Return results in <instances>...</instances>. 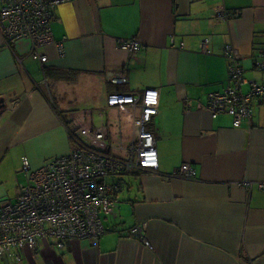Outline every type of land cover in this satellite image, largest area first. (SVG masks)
<instances>
[{"label": "crops", "instance_id": "1", "mask_svg": "<svg viewBox=\"0 0 264 264\" xmlns=\"http://www.w3.org/2000/svg\"><path fill=\"white\" fill-rule=\"evenodd\" d=\"M53 13L55 42L39 49L45 64L32 59L28 39L8 48L0 28V206L16 202L8 195L14 179L29 184L25 160L36 170L73 149L76 121L105 125L110 154L125 157L119 148L134 138V110L108 107L112 94L159 90L147 129L160 168L109 182L121 190L101 238L63 248L41 240L21 251L20 263L13 252L0 264H264V100L239 128L208 108L209 95L229 85L225 46L241 55L248 81L264 83L256 65L264 59V0H66ZM133 37L139 52L119 47ZM185 164L196 180L168 177ZM143 222L150 248L131 235Z\"/></svg>", "mask_w": 264, "mask_h": 264}, {"label": "built area", "instance_id": "2", "mask_svg": "<svg viewBox=\"0 0 264 264\" xmlns=\"http://www.w3.org/2000/svg\"><path fill=\"white\" fill-rule=\"evenodd\" d=\"M66 0H0V28L8 48L25 39L31 41V57L36 62L47 63L48 57L40 52L54 44L52 20L54 9ZM220 19H228L219 13ZM210 38H205L202 49L208 50ZM63 51L62 46H57ZM119 47L131 54L139 52V40L123 38ZM229 63V85L220 93L208 98L212 115L228 113L233 117V126L241 127L245 120L253 118V103L264 100V83L248 81L243 73L242 57L232 45L225 46L223 53ZM264 71V59L257 62ZM126 78L112 79L114 83H126ZM248 84L249 91L243 92ZM158 89H147L142 94H112L108 107L130 106L134 110L135 135L131 145L119 149L125 157L113 156L109 150L107 127L90 126L89 121L75 122L70 130L74 147L66 155L56 157L40 169L31 170L28 160L23 171L28 174L29 184L20 186L15 203L0 206V259L13 252L20 263V253L25 248L35 249L39 241H52L55 247L63 248L69 241L93 242L107 232L104 215L113 214L118 182L110 184L108 178L119 179L128 174L159 171L156 135L148 126L159 113ZM139 110L140 115L137 114ZM171 179L196 180L192 165L185 164L169 175ZM264 189V183H260ZM147 223L133 226L131 235L140 239L148 248L145 237Z\"/></svg>", "mask_w": 264, "mask_h": 264}, {"label": "rangeland", "instance_id": "3", "mask_svg": "<svg viewBox=\"0 0 264 264\" xmlns=\"http://www.w3.org/2000/svg\"><path fill=\"white\" fill-rule=\"evenodd\" d=\"M0 6H1V3H0ZM21 174H23V173H21ZM17 177V176H16ZM22 180H24V177H23V175H22ZM106 180H108V182H112V181H115V180H117L116 178L115 179H111V178H108V179H106ZM25 182V181H24ZM13 185L12 186H8V195L10 196V198L12 199V201H16V199H17V196L19 195V193H20V184L21 183H16V179H14L13 180ZM17 184V185H16ZM19 197V196H18Z\"/></svg>", "mask_w": 264, "mask_h": 264}, {"label": "water", "instance_id": "4", "mask_svg": "<svg viewBox=\"0 0 264 264\" xmlns=\"http://www.w3.org/2000/svg\"><path fill=\"white\" fill-rule=\"evenodd\" d=\"M6 107V100L3 98V99H0V113L3 109H5Z\"/></svg>", "mask_w": 264, "mask_h": 264}, {"label": "trees", "instance_id": "5", "mask_svg": "<svg viewBox=\"0 0 264 264\" xmlns=\"http://www.w3.org/2000/svg\"><path fill=\"white\" fill-rule=\"evenodd\" d=\"M55 10V9H54Z\"/></svg>", "mask_w": 264, "mask_h": 264}]
</instances>
